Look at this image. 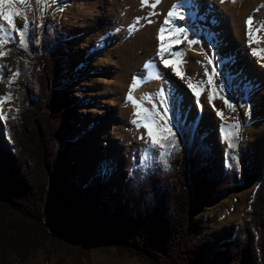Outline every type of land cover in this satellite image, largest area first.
<instances>
[{"label":"trees","instance_id":"16d2710c","mask_svg":"<svg viewBox=\"0 0 264 264\" xmlns=\"http://www.w3.org/2000/svg\"><path fill=\"white\" fill-rule=\"evenodd\" d=\"M64 37L51 24L39 34L32 25L26 46L11 41L0 48L8 53L0 59V78L17 104L15 125L0 129V264L9 247L26 253L24 239L35 245L29 226L84 251L112 247L149 264H264V171L236 135L238 158L226 150L221 164L193 125H180L176 147L143 173L142 159L132 158L124 188L110 191L124 171L114 156L102 158L85 183L77 180L72 132L80 100L67 87ZM8 59L16 62L11 80ZM253 184L243 225L207 256L210 244L196 242L209 227L203 214Z\"/></svg>","mask_w":264,"mask_h":264},{"label":"rangeland","instance_id":"374dc122","mask_svg":"<svg viewBox=\"0 0 264 264\" xmlns=\"http://www.w3.org/2000/svg\"><path fill=\"white\" fill-rule=\"evenodd\" d=\"M84 1L42 0L41 4H37L36 0H25V3L21 4L20 0H11V3L5 0L4 13L15 12L19 9L20 15L14 16L13 19L18 28H22L27 22L28 27L25 33L30 26L34 25L39 34L44 27L51 24L57 33L65 36L68 49L66 67L69 80L67 87L80 100L72 132L76 178L83 184L96 173L102 158L106 156L118 157L124 166V171L113 179V185L110 188V191H113L124 188L126 176L132 171V158L142 159L139 171L143 173L145 169L153 166L155 162L165 156H161L165 149L151 145L147 137V130L142 133L139 131L138 136L134 135L138 129L126 125L118 106L111 104V100L115 96L109 86L113 84L115 88H119L118 79L125 75L124 63L121 59L129 57L133 52L135 55L144 52L138 49L137 38L140 33L149 29L156 17L165 11V8L166 10L167 8L172 9L173 3H184L186 0H170L165 5L156 4L155 8L148 6L146 7L147 14L138 20H141V23L135 25H131V21L123 24L118 20L121 12V0H97L96 10L86 14V21L90 26L88 24L78 26L77 20L84 18L83 15H85L82 13V9L87 5L82 4L81 6ZM256 3L254 2L253 5ZM29 4L31 7H28ZM256 9L263 10L260 18L253 17V24L259 27L264 22V5H258ZM108 10L111 15L108 14ZM219 12L226 13L224 10H219ZM151 13H155V15ZM189 13L191 14L189 15ZM205 13V11H182L185 19H176L175 24L186 28L189 39L199 41L198 44L191 47L194 61L186 63L184 70L189 81L201 92L202 111L200 113L193 106L188 109L186 103L177 106L173 91L168 89V93L165 92V97H167L165 105L169 110L168 118L174 132L180 125L184 127L189 124L193 125L195 131L204 136V145L211 148L212 152L219 157L221 164L226 162V150L234 159L238 158V147L235 146L232 149L228 147L229 142H232L233 135H236L244 145L250 148L257 170L264 171V142L259 140L257 133L259 131L264 133V99L260 100V96L254 95L250 84L242 78L245 73L255 74L259 67L256 65L255 57L246 53L249 46L245 45L241 48L236 44V36L231 35L230 26L233 24L231 19L227 18L229 14H225L224 17L228 20L231 34L209 19L203 18ZM254 13L255 10H249L244 14L243 21L247 20L248 15ZM25 15L27 21L24 18ZM191 15L193 16L191 17ZM149 19L152 23L148 22ZM121 28L126 30L120 34V41L114 44L106 43L107 33L111 29L114 33H120ZM261 31V34H264V30ZM87 35L91 37L86 40ZM179 39L182 42L177 44L178 49L189 48L188 41L183 40V34L179 35ZM11 41L23 48L19 43V33H12ZM91 41L93 42L92 47L90 46ZM99 43H103V51L99 53L101 55L87 60L91 50L95 49V44ZM176 50L177 47L171 48V51ZM206 55L213 60L212 64H209L205 59ZM227 57L234 61L231 62ZM119 62L121 63L116 68V64ZM149 62L150 59H147L146 63ZM5 64L7 78L11 80L15 75L16 62L13 59H8ZM213 67L216 69V74L212 76V83L209 84L205 71L207 70L211 75ZM260 75L259 72L256 76L257 81L261 79H258L261 77ZM261 83L264 84V81ZM220 86H223L222 92L219 91ZM263 89L264 85L261 89L262 92ZM163 91V87L158 85L157 94L161 96L160 93ZM8 94H11L10 100H0V129L8 125H15L14 113L17 109L14 92L0 78V98ZM209 94L213 95L212 101H209ZM157 98L159 97H156L155 102L161 97ZM224 99L234 105L235 111L225 105ZM218 111L222 112L223 116L217 115ZM236 125L238 128L235 127ZM252 126L256 129L251 130ZM255 130L257 131L255 132ZM108 132L112 134L110 138H106ZM226 135H228L227 140L225 139ZM212 136L217 137L218 140L210 141ZM142 149L144 151L140 156L138 154ZM253 188L254 184L230 198L219 201L205 211L203 217L207 220L209 227L197 236L196 242L197 244L204 242L210 244L207 256H210L219 241L232 236L237 225H243L244 219L247 218L245 210ZM28 230L34 237L35 245L31 248L27 239H24L22 245L27 249L26 253H21L23 249L21 246L9 247L5 264H149L139 257L123 255L116 248L93 247L84 251L66 239H59L50 234L43 235L32 226H29ZM250 235L254 243L257 234L251 230ZM255 254L259 262L260 255L257 250H255Z\"/></svg>","mask_w":264,"mask_h":264},{"label":"bare ground","instance_id":"6f19581e","mask_svg":"<svg viewBox=\"0 0 264 264\" xmlns=\"http://www.w3.org/2000/svg\"><path fill=\"white\" fill-rule=\"evenodd\" d=\"M170 0H160L158 4L161 3V5H165ZM155 2L156 0H148V4L145 5L142 3V0H121V12L119 14L118 20L124 22L131 21V25L137 24V21L144 16V14H147L148 12L146 10V7H150L151 3ZM254 2H257L255 5H253ZM5 4V3H4ZM86 4L87 6L83 7L82 13L84 18H79L76 22L78 26H86V24L89 25L86 21V14H88L89 11H95L97 8V0H85L81 3ZM177 3H173L171 6L176 5ZM264 5V0H186L184 3H178L177 5H183L182 7L178 8V11L182 13V11L192 10L195 12H202L205 11V15L203 18L209 19V21H212L213 23L221 26L227 33L231 34L230 28L232 30L231 35H235L237 42L236 44L243 48L245 45L249 46L248 49H246V53L249 55H252L255 57L256 65L259 67V70L255 71V74L253 73H245L242 75V78L246 80L247 83L250 84V88L253 91L254 95L257 97L260 96V100L264 99V89L263 92L261 89L263 88L264 81V59H261L260 56H256L252 54V49H264V34H261L262 31H260L257 35L259 37L258 43H252L249 45V36H248V27L246 25V21H243L244 14L247 13L249 10H255L254 14H250L247 16V19L251 16L254 18L258 17L260 18L263 14V10L256 9L258 5ZM151 8V7H150ZM187 8V9H186ZM222 8V9H221ZM171 8H165V11H163L159 16L156 17V19L153 21V25L147 29L143 30L140 33V36L137 38L139 41V50H143L144 52L140 55L131 53L129 57L125 59H121L124 63L125 68V75H122L119 77V88H115L112 85L109 87L111 88V91L114 93L113 99L110 101L112 105L118 106V110L120 112V115L124 117V120L126 121V125L137 128L138 131L137 134L135 132V136H138L140 132H144V127H137L135 123H133L134 120H136V116H134V112H136V108L133 106L131 102L128 101L127 97L129 94L130 89L132 88V84L135 80L140 81V85L133 91V96L137 100H140L142 103L143 108L149 109V111L155 110V112L163 113L165 109H167V116L169 115L168 107L165 105V92L168 93V89H171L174 93V99L177 102V106L181 105L182 103H186L188 109L190 107H194V109H198L201 113L202 111V103H201V95L199 96V103L197 102V97L188 87L189 79L186 76L185 73V64L194 61V57H192V49H178V45L174 43L177 37L176 35H170L166 32L165 34V47H177L176 51H180L184 53L183 60L185 63L183 65H177L179 67L180 71L184 73L183 78H180L177 76L174 72L172 67H165L160 51L158 49L160 48L161 41L158 39L159 30L162 26H164V21L167 18V13L170 11ZM219 10H224L226 13L229 14L227 17L228 19H231L232 26H228L227 18L224 17V13H220ZM0 12L4 11L3 8H0ZM99 12V11H98ZM109 15H111V12L109 10L107 11ZM114 12V11H113ZM190 12V11H189ZM191 13H189L190 15ZM108 15V16H109ZM116 15V14H115ZM193 15H191L192 17ZM226 16V15H225ZM151 20V19H149ZM148 20V21H149ZM192 20V19H191ZM141 23V20L139 21ZM152 23V22H151ZM256 23V22H255ZM176 24V20L174 21V25ZM90 26V25H89ZM128 26V25H127ZM176 26V25H175ZM126 27V26H125ZM169 28H172L173 25L170 24L168 26ZM258 26L256 24H253V28H257ZM84 28V27H83ZM91 28V27H90ZM144 29V28H143ZM126 29L121 28L120 33H114V31H111L107 33L108 37L106 39V43L114 44L115 42L120 41V34L123 33ZM106 35V34H105ZM88 36V35H87ZM90 35L85 38L90 39ZM93 40V39H92ZM122 40V39H121ZM93 42H90V46L92 47ZM248 43V44H247ZM94 46V45H93ZM95 49L91 50L90 54L87 56V60H91L97 56H100V51H103V43H99L98 45L95 44ZM137 49V50H138ZM176 51H171L172 53H175ZM159 52V53H158ZM99 54V55H98ZM165 58H171L169 52H165L164 54ZM229 60L234 61L230 57H227ZM147 59H150L149 63H146ZM121 62L116 64L117 66ZM122 65V64H121ZM253 65V64H252ZM261 73V77H258L260 79L257 81L256 76L258 73ZM106 85V84H105ZM158 85H161L163 87V96H159L157 94V88ZM107 86V85H106ZM160 87V86H159ZM106 88V87H105ZM108 89V88H107ZM167 89V90H166ZM198 90V89H197ZM199 91V90H198ZM142 97H149L148 100H141ZM156 97H161L160 100L154 101ZM165 97V98H164ZM157 98V99H159ZM108 103V102H107ZM171 115V114H170ZM162 123V121H161ZM129 127V128H130ZM110 128V127H109ZM251 130L256 129V127H251ZM110 131V130H109ZM140 131V132H139ZM257 130H255L256 132ZM259 131V130H258ZM258 138L261 142H264V133L262 131L257 132ZM112 134L108 132L106 135L107 137H111ZM215 139L218 140L217 137L212 136L210 141H214ZM128 152V151H127ZM129 153V152H128Z\"/></svg>","mask_w":264,"mask_h":264},{"label":"snow or ice","instance_id":"6c2138e0","mask_svg":"<svg viewBox=\"0 0 264 264\" xmlns=\"http://www.w3.org/2000/svg\"><path fill=\"white\" fill-rule=\"evenodd\" d=\"M7 2L11 3V0H7ZM37 4H41L42 0H36ZM160 0H156V3L151 4L152 8L156 7V4H158ZM223 2V0H222ZM5 3V0H0V8H3ZM20 3L23 4L25 3V0H20ZM142 3L145 5L148 4V0H142ZM183 5H173L172 9L167 13V18L164 21V26H162L159 30V35L158 39L161 41L160 43V55L161 59L165 65V67H172L173 72L179 76L180 78H183L184 73L180 71L179 67L177 65H183L185 61L183 60L184 53L180 51H176L175 53L171 52V46L170 47H165L164 39H165V34L166 32L170 35H176L179 37L180 34H183V40L188 41L189 48H191L193 45H196L199 43L197 40H191L188 38V33L185 27H180V26H175L174 21L176 19L179 20H184L185 17L182 13L178 11V8L182 7ZM28 7H31L29 4ZM152 15H155V13H151ZM20 15V10L17 9L15 12H0V48H3L5 45L11 42V34L12 33H19L20 36V41L19 43L22 46L25 45L24 41V35H25V30L28 27L27 22L22 26V28H18L16 24L14 23V16ZM25 20L27 21V16L25 15ZM149 23L152 21L149 20ZM139 23V21H137ZM172 24L173 27L169 28L168 26ZM246 25L248 27V36H249V45L252 43H258L259 42V37L258 33L261 30H264V22L260 24L259 27L253 28V17H249L246 21ZM182 41L178 38L174 41V43L178 44L181 43ZM201 52L203 51L202 49L200 50ZM169 52L171 58H165L164 53ZM8 53L5 51H0V57H3L7 55ZM252 54L256 56H260L261 59H264V49H252ZM205 59H207L209 64L213 63V60L208 57L207 55L205 56ZM18 74V73H17ZM216 74V69L215 67L212 68L211 70V75H209L208 71H205V75L208 76V83H212V76ZM11 83V81H9ZM203 83V82H201ZM140 85L139 80H135L132 84V88L129 91L128 94V101L133 104V106L136 108V112H134V116H136V120L133 121L137 125V127H144L147 130V137L150 140V143L152 146H158L161 149H165V152L161 153V156H164L167 154L169 150L172 148L176 147V134L173 131V128L171 126V122L167 116V109L161 114L159 112L149 111L147 108H143L142 103L140 100H137L133 96V91ZM188 87L192 89L194 94L197 97V102L199 103V96L201 95V92L197 90V87L193 85L191 82H189ZM219 91H223V86H220ZM161 96H163V92L160 93ZM209 101L213 100V95L209 94ZM11 99V94H8L7 96L0 98V100H10ZM150 99L149 97H142L141 100H148ZM225 105L231 109L232 111H235V107L233 104L229 103L227 99H224ZM214 106V105H213ZM217 115L223 116L222 112H217ZM6 119V117H3ZM162 121V123H161ZM235 127L238 128V125ZM142 139L144 137H141ZM225 139H228V135L225 136ZM164 141H169V143L165 144ZM235 144L232 142H229L228 147L230 149L235 148Z\"/></svg>","mask_w":264,"mask_h":264}]
</instances>
